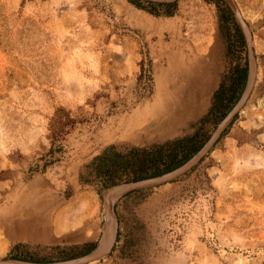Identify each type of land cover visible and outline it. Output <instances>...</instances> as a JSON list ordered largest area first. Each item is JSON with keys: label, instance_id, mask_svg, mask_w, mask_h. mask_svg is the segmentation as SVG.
Segmentation results:
<instances>
[{"label": "rangeland", "instance_id": "1", "mask_svg": "<svg viewBox=\"0 0 264 264\" xmlns=\"http://www.w3.org/2000/svg\"><path fill=\"white\" fill-rule=\"evenodd\" d=\"M222 1L181 0L173 16H156L130 0H0V263L59 262L98 245L111 186L90 165L107 147L144 148L199 129L207 142L216 132L227 115L202 122L213 96L231 68L249 64ZM233 1L258 67L244 111L192 172L118 202L121 240L93 264H264V0ZM172 64L176 87L167 85ZM179 103L207 110L178 132L148 127ZM60 214L81 223L45 233ZM13 221L34 226L14 237Z\"/></svg>", "mask_w": 264, "mask_h": 264}, {"label": "trees", "instance_id": "2", "mask_svg": "<svg viewBox=\"0 0 264 264\" xmlns=\"http://www.w3.org/2000/svg\"><path fill=\"white\" fill-rule=\"evenodd\" d=\"M130 1L138 8L156 16H173L177 10V3L169 5L148 3L150 7H146L142 5L143 0ZM209 1L216 3L223 2L222 0ZM161 9L163 10L162 13L159 12ZM233 48L234 46L230 47V53H233ZM247 78V64L245 66L238 64L231 68L214 94L211 108L202 119V122L206 124L218 117L224 118L242 97L247 84ZM203 133L204 131L199 129L192 135L144 148L134 147L121 150L119 147L111 145L102 154L97 156L90 166L97 176L105 181L107 187L122 182L140 181L158 177L181 167L198 153L207 140V137ZM120 240L121 232L119 236ZM93 249H88L82 255L91 252ZM17 259L24 260L20 257H17ZM32 262L44 263L42 261Z\"/></svg>", "mask_w": 264, "mask_h": 264}, {"label": "water", "instance_id": "3", "mask_svg": "<svg viewBox=\"0 0 264 264\" xmlns=\"http://www.w3.org/2000/svg\"><path fill=\"white\" fill-rule=\"evenodd\" d=\"M149 3L158 5H169L180 2L181 0H145ZM233 9L239 27L241 28L248 46V78L245 90L239 102L227 114L223 121L219 124L216 132L209 138L204 146L196 153L188 162L181 167L166 173L164 175L144 179L140 181L126 182L111 186L102 192V197L107 203V218L104 225L103 234L98 245L89 253L75 257L72 259L52 262L41 263L25 261L21 259H8L0 264H93L108 256L114 251L119 239V218L116 212V206L123 198L140 191H148L160 188L167 184H171L192 172L207 155L215 148L217 143L225 135L227 130L233 125L238 115L244 111L257 82L258 67L255 59L254 49L252 47L253 37L251 30L245 20L242 18L237 6L233 0H225ZM109 230V233L107 232Z\"/></svg>", "mask_w": 264, "mask_h": 264}, {"label": "bare ground", "instance_id": "4", "mask_svg": "<svg viewBox=\"0 0 264 264\" xmlns=\"http://www.w3.org/2000/svg\"><path fill=\"white\" fill-rule=\"evenodd\" d=\"M77 12V11H76ZM78 20V19H77ZM139 20V23L141 24H144L146 25L147 27L149 28H158L159 25L156 24V22L152 21V20H149L147 21L146 19H138ZM161 24V23H160ZM168 27H171L172 24H168L167 25ZM202 33V28L201 27H196V29L192 32V39L194 41L195 44H197V46L200 48L202 47L204 44H203V35L201 34ZM197 47V48H198ZM199 61V60H197ZM196 61V62H197ZM174 70H176V66L174 64H172V66L170 67V70H169V79L170 81H168L167 85L169 84L170 86H174L173 84H176V86H178V83H176L174 81V78H173V75H174ZM188 75V74H187ZM189 79L191 80V78H188V81ZM193 83V81L191 82ZM200 85H203L201 84L200 81H198L197 83V87L198 88ZM191 85V84H190ZM179 88V87H178ZM177 88V89H178ZM182 88V87H180ZM201 91V89H200ZM203 91V90H202ZM172 103V102H171ZM182 106L180 105V103L178 105L176 104H170L168 105L167 107L165 108H162L161 110H168V114L166 117H162L161 120H156L154 117L150 119V117L147 119V121H151L148 125L151 126L153 125L154 128H156V131L159 130V126H163L164 127V130L162 131L163 133L162 134H167V133H171L172 131V128L176 125L175 123V113H174V110H182ZM179 113V112H178ZM142 119L135 122V126H139L140 123H141ZM141 126V125H140ZM171 126V127H170ZM136 130V129H135ZM88 198V197H87ZM89 200V199H88ZM93 208V207H91ZM90 208V209H91ZM87 209V208H86ZM86 211V210H85ZM59 217H57V219L53 222L51 228H48L46 229L44 232L47 233V234H52L53 232H55L57 235H64V234H67V233H71L72 230H75V227L80 224L81 222H79V218H71L69 216H66L64 214H60L58 215ZM94 216V215H93ZM10 229H11V235L14 236V237H21V235H28L26 233H28V231L30 230V227L34 226L33 224L31 223H26L24 222L23 224L21 223H17V222H12L10 223ZM14 226V227H13ZM13 227V228H12ZM43 230V229H42ZM107 232L109 233V230H107ZM40 234V233H39ZM55 234V235H56ZM33 235V234H32ZM6 246V245H5Z\"/></svg>", "mask_w": 264, "mask_h": 264}, {"label": "crops", "instance_id": "5", "mask_svg": "<svg viewBox=\"0 0 264 264\" xmlns=\"http://www.w3.org/2000/svg\"><path fill=\"white\" fill-rule=\"evenodd\" d=\"M192 81H193V84L195 85V87H197V83L199 80L193 79ZM198 86H199V84H198ZM201 91H202V89H201ZM203 110H207V108L204 104L201 105L200 103L198 105H196L194 108H192L191 110H188V109H186V110H174V113L176 116V118H175L176 119L175 120L176 125L172 128V132H178L179 130H183L184 127H188V121H192L195 119L197 120L200 117H202ZM183 135H185V133L182 134L181 136H183Z\"/></svg>", "mask_w": 264, "mask_h": 264}]
</instances>
